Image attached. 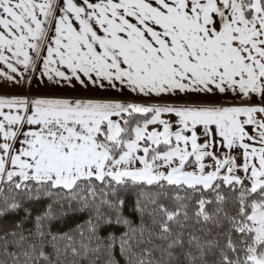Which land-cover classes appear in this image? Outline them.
<instances>
[{"label": "snow or ice", "instance_id": "6c2138e0", "mask_svg": "<svg viewBox=\"0 0 264 264\" xmlns=\"http://www.w3.org/2000/svg\"><path fill=\"white\" fill-rule=\"evenodd\" d=\"M0 88V264H264V0H0Z\"/></svg>", "mask_w": 264, "mask_h": 264}, {"label": "trees", "instance_id": "16d2710c", "mask_svg": "<svg viewBox=\"0 0 264 264\" xmlns=\"http://www.w3.org/2000/svg\"><path fill=\"white\" fill-rule=\"evenodd\" d=\"M140 191L141 190L137 188V189H129L127 192L121 193L126 199V204H125V208H124L125 215H129L137 223L139 222L138 218L130 210L134 206L136 198H137L138 194L140 193ZM153 191H154V189H153ZM53 199H55V197H53ZM49 202L50 201H47V200L42 201L41 204H39L37 207L43 208ZM53 207H54L55 211H57V212L60 211V205L59 204H54ZM65 207H66V205H65ZM85 218H86L85 216H78V217H74V218H69V220L65 224V227L70 226L71 223L73 222V220H75V222H79L80 220L85 219ZM146 219H148V218L146 217Z\"/></svg>", "mask_w": 264, "mask_h": 264}, {"label": "crops", "instance_id": "0c3cea01", "mask_svg": "<svg viewBox=\"0 0 264 264\" xmlns=\"http://www.w3.org/2000/svg\"><path fill=\"white\" fill-rule=\"evenodd\" d=\"M19 91L18 89H10V88H0V92H17Z\"/></svg>", "mask_w": 264, "mask_h": 264}]
</instances>
